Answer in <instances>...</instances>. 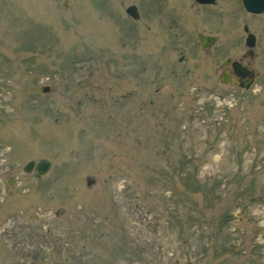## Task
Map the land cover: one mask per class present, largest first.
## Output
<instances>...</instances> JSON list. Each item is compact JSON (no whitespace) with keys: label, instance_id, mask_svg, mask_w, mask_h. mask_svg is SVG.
Listing matches in <instances>:
<instances>
[{"label":"rangeland","instance_id":"374dc122","mask_svg":"<svg viewBox=\"0 0 264 264\" xmlns=\"http://www.w3.org/2000/svg\"><path fill=\"white\" fill-rule=\"evenodd\" d=\"M192 1L0 0V264H264V22L241 89Z\"/></svg>","mask_w":264,"mask_h":264},{"label":"flooded vegetation","instance_id":"af4514ba","mask_svg":"<svg viewBox=\"0 0 264 264\" xmlns=\"http://www.w3.org/2000/svg\"><path fill=\"white\" fill-rule=\"evenodd\" d=\"M254 1L258 7H261V5L264 3V0ZM232 2L233 0H211L207 3H200L197 0H193L192 3H190L191 6L196 5L198 8V13L201 16L199 22H212L214 24L217 22L223 23L224 26H226L224 28L226 38L222 39V36L217 33L197 31L195 33L196 39L194 45L187 46V48L185 46L186 55H188L190 49H195V51L199 49L202 51V53H204L205 58H209L211 57L210 54L215 52V49L218 48L220 44H222V41L224 48L229 51L234 42H238V46L242 47L243 49L245 48V52L242 53L240 57L233 58L231 56L232 52H230L231 55H226L222 58L214 57L213 60L215 62V66L220 67L221 69V74L218 76L220 81L225 80V82H229L231 85L241 89H251L257 81L258 73L252 68L246 59L258 56V48L263 44L262 35L260 33L254 32L252 25L254 26V22H264V10L259 12L249 11L247 10L243 0H236V15H238L243 22L242 31L244 33V37L241 38V36H238L237 32L233 31V22L231 19V11L229 9L231 6H233ZM232 15L234 18V12ZM179 17H184L183 11ZM259 25L260 24H257V26ZM170 27L171 25H169V28ZM226 28H229L230 30L227 31ZM192 36L187 35V37H190L189 40H192ZM178 62H186V57L183 53V50L180 52ZM238 71H240V73ZM245 86H247V88H245Z\"/></svg>","mask_w":264,"mask_h":264},{"label":"water","instance_id":"95a60500","mask_svg":"<svg viewBox=\"0 0 264 264\" xmlns=\"http://www.w3.org/2000/svg\"><path fill=\"white\" fill-rule=\"evenodd\" d=\"M200 2H209L211 0H198ZM244 4L246 5V7L248 9H254L255 6H251L252 2L251 0H244ZM253 5V4H252ZM264 10V3L261 5V7L258 8V11H262ZM126 12L131 16V17H134V18H137L138 17V14H137V9H136V6L134 5H130L129 7H127L126 9ZM240 73V71H238ZM42 91H47L49 90L48 87H43L41 89ZM51 167V162L47 159H42L38 162L35 163V161L33 160H30L28 161L25 165H24V170L26 172H29L31 171L33 168H35L36 172L38 175H43L45 174ZM12 180H8V185H12ZM94 180L93 179H88L87 180V184H90L92 183Z\"/></svg>","mask_w":264,"mask_h":264}]
</instances>
